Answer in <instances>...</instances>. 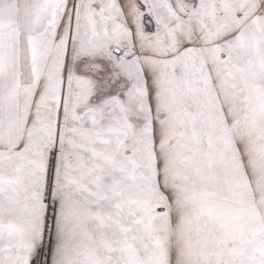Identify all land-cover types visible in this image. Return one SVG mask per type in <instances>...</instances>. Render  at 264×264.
<instances>
[{"label":"snow or ice","instance_id":"snow-or-ice-1","mask_svg":"<svg viewBox=\"0 0 264 264\" xmlns=\"http://www.w3.org/2000/svg\"><path fill=\"white\" fill-rule=\"evenodd\" d=\"M0 264H264V0H0Z\"/></svg>","mask_w":264,"mask_h":264}]
</instances>
